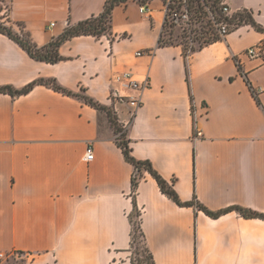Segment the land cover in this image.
<instances>
[{
    "label": "crops",
    "instance_id": "crops-1",
    "mask_svg": "<svg viewBox=\"0 0 264 264\" xmlns=\"http://www.w3.org/2000/svg\"><path fill=\"white\" fill-rule=\"evenodd\" d=\"M106 1L0 0V22L42 47ZM227 3L264 27V0ZM141 5L116 4L110 34L65 40L56 62L33 58L0 32V86L54 79L102 106L43 83L0 92V251L28 253L18 264H130L135 204L155 264H264L263 217L178 205L145 169L133 198L134 166L109 116L131 155L149 161L181 201L264 215V60L245 54L264 32L240 25L185 58L179 44H158L163 0ZM125 71L149 80L135 110L127 102L135 91L114 80ZM112 87L123 100L109 98Z\"/></svg>",
    "mask_w": 264,
    "mask_h": 264
},
{
    "label": "trees",
    "instance_id": "trees-1",
    "mask_svg": "<svg viewBox=\"0 0 264 264\" xmlns=\"http://www.w3.org/2000/svg\"><path fill=\"white\" fill-rule=\"evenodd\" d=\"M126 0H107L103 6V10L98 14L91 16L89 18H86L84 20H81L75 24H70L68 25L64 31L58 35L56 38H53L48 44L38 47L35 45L29 38L28 34L26 32H23V30L20 28L19 31H15L12 29L11 26L0 22V32L7 34L9 37H11L13 40H15L21 47H23L30 56H32L35 59L38 60H43L46 62H56L59 61L62 57L58 53V47L63 43L65 40L77 36V35H92L95 37H99L102 34L109 33L110 34V28H111V13L113 7L120 3L124 2ZM141 3H145L148 0H138ZM239 17V25H244V24H249L252 27H254L256 30L260 32H264V27L260 26L257 24L251 14L250 11L243 9L238 13ZM159 45H164L165 43L163 42L162 38H159L158 41ZM240 68V66H239ZM246 78V77H245ZM247 83L249 84V88L255 97L256 101L259 102L258 96H257V91L252 87V85L249 83L248 79H246ZM36 83H43L46 85L51 86L53 89L61 91L63 93H66L68 95H75L83 98L85 102L97 107V108H102L101 105L97 104L95 101H93L91 98L87 96H81L79 94L73 93L71 91H68L64 89L63 87L59 86L54 79H39L35 80L25 87L21 89H13L10 86H0V92H8L10 94H22L26 93L29 91V89ZM110 120L114 125L115 131L117 132V144L121 148L123 155L125 159L130 162L134 166V173L131 178V192L132 196L134 198L135 192L139 183V178H140V172L142 169H145L147 172H149L152 177L157 181L160 190L166 194L168 197H170L173 201H175L178 205H196L198 208L203 209L207 214L216 217L219 214L223 213L224 211H228L231 209H236L241 213V215L245 217H263V214L256 213L254 211L242 208V207H232L226 210L222 211H217L213 212L211 210L206 209L202 204L199 202H183L179 199L177 196V193L173 189L172 185L168 183L160 174L157 173V171L152 167L151 163L147 160H138L134 158L131 155L129 144L126 138V135L124 131L116 124L114 121L113 116L109 112ZM137 216V221L134 222L132 219V215ZM130 216L131 224H132V229H131V241H130V248L129 250L133 247L134 241H135V232L139 231L143 238V243H144V248L143 250L146 252V259H138L137 262H135L131 257L129 258V263L130 264H155L152 254L149 252L145 242H144V237H143V232L141 230L140 226V220H139V210L136 207V204L134 206L133 213Z\"/></svg>",
    "mask_w": 264,
    "mask_h": 264
},
{
    "label": "built area",
    "instance_id": "built-area-1",
    "mask_svg": "<svg viewBox=\"0 0 264 264\" xmlns=\"http://www.w3.org/2000/svg\"><path fill=\"white\" fill-rule=\"evenodd\" d=\"M144 4L142 3L140 6L141 10H146ZM163 6L165 21L163 25L164 39L162 40L165 44H179L183 49L185 58H188L194 50L210 42L223 39L229 32L240 26L238 13L242 10L233 11L227 0H163ZM174 29L180 31V40L176 42L168 41L165 32L169 31L170 38ZM263 39L264 36L259 42L249 46L245 50V54L252 58L264 60ZM140 53L139 51L136 52V54ZM114 80L120 86L135 91L133 95L128 96L127 102L134 110L137 109L142 102V92L149 85L148 78L139 81L132 78L130 72L125 71L116 74ZM109 98L112 101H119L123 100L124 96L117 88L112 87ZM84 159L86 161L93 159L91 145L86 147ZM27 255L28 253L23 252L5 253L0 251V264H11L13 262L18 264Z\"/></svg>",
    "mask_w": 264,
    "mask_h": 264
},
{
    "label": "rangeland",
    "instance_id": "rangeland-1",
    "mask_svg": "<svg viewBox=\"0 0 264 264\" xmlns=\"http://www.w3.org/2000/svg\"><path fill=\"white\" fill-rule=\"evenodd\" d=\"M168 32H169L168 30L167 32H165L166 39L168 41L176 42L177 40H180L179 38L180 31L178 29H174L172 31V35L170 38H169ZM263 42H264V39H263ZM132 219L134 222H136L137 216L133 214ZM143 248H144L143 238L141 234L139 233V231H136L133 247L129 250V253L126 255L127 259L131 257L135 262H137L138 259H146L147 254L143 250Z\"/></svg>",
    "mask_w": 264,
    "mask_h": 264
}]
</instances>
